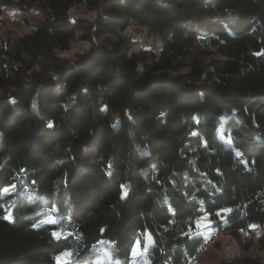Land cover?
I'll return each instance as SVG.
<instances>
[{
  "label": "trees",
  "instance_id": "16d2710c",
  "mask_svg": "<svg viewBox=\"0 0 264 264\" xmlns=\"http://www.w3.org/2000/svg\"><path fill=\"white\" fill-rule=\"evenodd\" d=\"M4 6L43 19L0 35V188L15 185L0 197V264H56L65 248L74 264H132L145 232L149 264H194L202 215L264 247V0Z\"/></svg>",
  "mask_w": 264,
  "mask_h": 264
},
{
  "label": "rangeland",
  "instance_id": "374dc122",
  "mask_svg": "<svg viewBox=\"0 0 264 264\" xmlns=\"http://www.w3.org/2000/svg\"><path fill=\"white\" fill-rule=\"evenodd\" d=\"M85 16H91V10L85 5L81 6V12ZM94 15V13H92ZM42 14L34 8L29 11H22L14 6H4L0 8V35L2 37L24 35L30 32L41 20ZM128 32L139 40L150 38L148 29L132 25L128 28ZM154 36L152 37V39ZM78 38L75 39L77 41ZM89 44L85 41H78L73 48L64 53L71 58H76L79 51H83ZM35 105V101H32ZM209 219L207 215H202ZM54 215H45L41 217L39 222H47L56 220ZM205 238V243L194 259V264H224L228 261L239 259L242 256L250 255L254 257L264 258V247L260 245L257 234H244L242 242L238 241L234 235L227 231L217 230L215 227L202 229ZM144 240V234L140 237ZM251 243L249 249L245 250V244ZM147 254V253H146ZM146 254L143 257H137L135 264H145L147 260Z\"/></svg>",
  "mask_w": 264,
  "mask_h": 264
},
{
  "label": "snow or ice",
  "instance_id": "6c2138e0",
  "mask_svg": "<svg viewBox=\"0 0 264 264\" xmlns=\"http://www.w3.org/2000/svg\"><path fill=\"white\" fill-rule=\"evenodd\" d=\"M51 126V125H50ZM123 187V186H121ZM12 191H15V185L9 187L0 188V197H6L11 194ZM230 209H221L219 210L216 215L220 216L222 212H229ZM209 216L211 214H208ZM10 216H6L5 219H10ZM52 225L56 224V220L50 221ZM212 221L210 219H206L205 217H201L195 221V226L197 229H205L210 227ZM34 227L36 225H33ZM255 227V226H251ZM201 232H194L190 229L189 233L186 235H200ZM55 235V233H53ZM71 235V233L69 234ZM57 239L61 237L57 236ZM66 239V238H65ZM155 246V240L152 237L150 232L144 233V240L142 241L140 238H136L135 242L131 245V251L129 255L132 257V264H135L137 257H143L151 248ZM75 252L71 248H65L63 251L57 253L53 259L55 260L56 264H74ZM145 264H149V262L145 261Z\"/></svg>",
  "mask_w": 264,
  "mask_h": 264
}]
</instances>
